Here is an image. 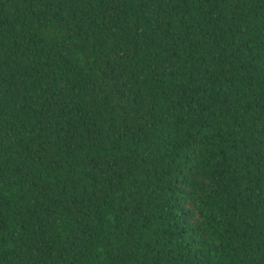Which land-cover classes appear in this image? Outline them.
<instances>
[{
	"label": "trees",
	"instance_id": "trees-1",
	"mask_svg": "<svg viewBox=\"0 0 264 264\" xmlns=\"http://www.w3.org/2000/svg\"><path fill=\"white\" fill-rule=\"evenodd\" d=\"M0 264H264V0H0Z\"/></svg>",
	"mask_w": 264,
	"mask_h": 264
}]
</instances>
